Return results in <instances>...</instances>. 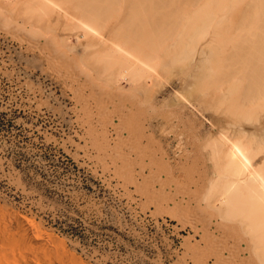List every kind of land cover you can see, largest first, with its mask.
Instances as JSON below:
<instances>
[{
  "label": "rangeland",
  "instance_id": "rangeland-1",
  "mask_svg": "<svg viewBox=\"0 0 264 264\" xmlns=\"http://www.w3.org/2000/svg\"><path fill=\"white\" fill-rule=\"evenodd\" d=\"M220 2L193 0L185 10L186 27L177 43L159 36L164 53L182 49L186 56L174 57L167 68L168 83L150 102L135 98L136 109L118 105L106 109V116L99 115V109L109 105L107 97L74 84L78 74L83 80L87 74L96 78V70L84 63L86 39L79 43L75 37L79 33H71L73 66L70 63L68 72L59 73L28 39L47 35L49 45L55 46L67 31L58 24L27 28L14 9L0 10L2 227L16 232V221L24 217L37 233L59 240V248L80 264H261L241 225L223 221L208 198L214 171L205 143L225 122L227 110H238L237 76L225 75L218 60L223 59L209 56L207 65L214 72L207 85L224 81L226 86L216 89L219 95L210 93L203 99V92L198 94L200 82L194 84L186 71L185 63L197 52L192 25L205 17L207 23L213 21ZM229 3L226 18L232 19L239 0ZM223 26H213L209 37L223 39ZM37 40V45L44 43ZM225 63L228 66L229 61ZM180 88L194 106L171 100ZM122 104L130 107L126 99ZM107 120L108 139L115 141V148L120 145L119 152L132 153L127 155L135 158L134 169L99 157L96 144L102 137L93 130L103 128Z\"/></svg>",
  "mask_w": 264,
  "mask_h": 264
},
{
  "label": "bare ground",
  "instance_id": "bare-ground-1",
  "mask_svg": "<svg viewBox=\"0 0 264 264\" xmlns=\"http://www.w3.org/2000/svg\"><path fill=\"white\" fill-rule=\"evenodd\" d=\"M230 1L219 3L220 9L217 7L213 21L207 23L205 17L193 23L195 38L192 45L199 46L193 47L197 52L185 64L189 76H193V83L200 82L199 90L202 91L198 94L203 92L205 97L199 96L203 99L208 94L217 95L216 89L223 90L226 86L224 81L207 85L206 80L214 72L213 67L207 65L209 56L221 57L223 60H218L223 66L219 65L226 69L223 73L237 76L239 98L235 105L238 110L224 111L225 122L216 127L218 130L205 143L214 171L209 180L208 198L220 210L223 221L241 225L253 244L254 254L264 264V0H239L236 16L227 19L228 7H232ZM192 4L193 0H0V10L14 9L19 13L20 24L27 28L39 25L52 28L50 26L58 24L67 31L63 38L60 35V40L54 36L58 40L55 46L49 45L51 38L44 35L46 32L40 38L34 35V39L44 40L42 45L36 44L37 38L28 39L32 49L45 53L48 62L59 73L71 68L69 58L75 49L70 40L71 33H79L75 35L78 42L81 38L86 39L84 53L87 60L84 63L87 61L88 66L96 70V78L87 74L83 80L78 74L74 84L107 97L109 105L99 109V115L106 116V109H116L118 105L120 109H136L135 98L143 103L150 102L154 92L168 83L167 68L173 64L174 57H184L186 53L182 49L175 54L174 51L164 53L159 36L162 34L170 44L177 43L186 27L188 11L185 10ZM222 24L223 39L218 40L215 35L211 39L209 33L213 26ZM23 37L20 39H25ZM213 40L217 41L214 43V46L218 44L216 48L212 45ZM225 61H229L228 66ZM172 95L171 100L177 103L195 105L181 88L175 89ZM124 99L130 102V107L122 104ZM79 101L87 108L84 100ZM108 125H111L110 120L103 128L93 130L102 137L97 141V147L95 145L99 157L109 158L113 165L134 169L135 158L128 156L131 152H119L122 151V148L118 149L120 145L116 147L117 152L113 146L115 141L108 139L105 130ZM113 130L118 132L115 126ZM16 222V232L0 225V264H80L79 259L59 248L56 238L37 233L24 217Z\"/></svg>",
  "mask_w": 264,
  "mask_h": 264
},
{
  "label": "trees",
  "instance_id": "trees-1",
  "mask_svg": "<svg viewBox=\"0 0 264 264\" xmlns=\"http://www.w3.org/2000/svg\"><path fill=\"white\" fill-rule=\"evenodd\" d=\"M4 123L2 121H0V127L3 125Z\"/></svg>",
  "mask_w": 264,
  "mask_h": 264
}]
</instances>
